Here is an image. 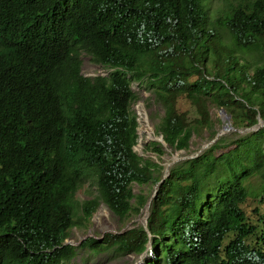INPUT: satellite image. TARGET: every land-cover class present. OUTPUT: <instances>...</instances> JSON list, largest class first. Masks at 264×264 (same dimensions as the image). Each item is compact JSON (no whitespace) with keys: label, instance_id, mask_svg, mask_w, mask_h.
Wrapping results in <instances>:
<instances>
[{"label":"trees","instance_id":"16d2710c","mask_svg":"<svg viewBox=\"0 0 264 264\" xmlns=\"http://www.w3.org/2000/svg\"><path fill=\"white\" fill-rule=\"evenodd\" d=\"M82 50L108 74H83ZM133 79L163 106L155 132L166 146L187 148L204 126L215 136L208 103L235 127L257 123L264 0L213 17L206 0H0V264H62L75 254L63 243L71 227L100 201L121 218L138 213L150 195L132 183L149 181L159 182L146 225L81 245L139 254L149 242L155 264H264V126L220 134L163 177L161 163L134 149ZM164 147L146 144L158 156ZM89 177L98 193L79 200ZM250 196L263 204L254 219L242 206Z\"/></svg>","mask_w":264,"mask_h":264},{"label":"rangeland","instance_id":"374dc122","mask_svg":"<svg viewBox=\"0 0 264 264\" xmlns=\"http://www.w3.org/2000/svg\"><path fill=\"white\" fill-rule=\"evenodd\" d=\"M236 1L237 0H206V4L210 10V16L213 17L217 12L219 13L220 9H224L228 4ZM80 57L82 60L81 72L85 75H106L111 70V68L106 65L96 63L91 58V55L84 50L81 51ZM131 87L138 95V97L132 102L131 108L137 114L138 130L140 131L139 139L137 144H135L134 149L144 157L150 156L153 160L161 163L163 165V176L167 165L169 167L171 164L184 158L195 156L210 144L213 136L211 134L212 130L204 126L198 131L192 132L187 148L176 149L166 146L165 144V151L159 156L152 150L146 149V144L149 140L159 138V134H156L155 132V124L158 123L160 117L163 115V106L156 98L152 91V87L145 81L140 82L133 79ZM177 107L180 111H186L189 119L196 115L193 105L184 95L178 97ZM208 108L211 118L213 119L212 129H214V131H219L225 122L234 126L230 117L228 119H222L220 108L216 107V105L208 103ZM248 127L249 126L236 127L243 131L229 129L222 134L231 135L233 132L237 131L239 134H243L251 130ZM158 182L154 183L153 181H149L148 183L143 184L133 182L132 188L134 192L141 191L143 194H149L151 196ZM256 182L257 178L253 177L251 183L256 184ZM255 186L256 185L250 186V190L254 189ZM97 193V186L93 179L89 177L84 179L81 186L76 190L75 195L79 200H83L94 197ZM242 206L250 216V219L255 218L256 206L260 211H262L263 208V204L259 202L258 196L257 199L253 198V196L247 197ZM143 209L141 207L138 213H131L128 217L121 218L116 215L106 203L100 201L89 220L70 228L65 240L67 239L70 244L75 246V254L62 264H144L146 260H152V264H155L154 257L156 255L150 249L149 244L144 252L139 254L122 251L116 246H111L103 250H94L89 245H81V242L89 236L103 239L104 234L107 232L117 233L137 224H145V219L141 216ZM147 214L148 211L146 212L145 217H147Z\"/></svg>","mask_w":264,"mask_h":264},{"label":"water","instance_id":"95a60500","mask_svg":"<svg viewBox=\"0 0 264 264\" xmlns=\"http://www.w3.org/2000/svg\"><path fill=\"white\" fill-rule=\"evenodd\" d=\"M220 112H221V115H222V116H221L222 119H224V118H227V119H228V118H229V114H227L223 108L220 109ZM261 126H264V118H262V117L258 114V121H257V123H255V124H253V125H249L248 128H250L251 130H256V129H258V128L261 127ZM229 129H234V130H236L237 128L234 127V126H231V125H229L227 122H225V123L222 125V127L220 128V130L217 131V132L215 133V136L212 138V140L210 141V143L213 142V141H215V140L218 138V136H219L220 134L224 133L225 131H228ZM237 130H238V131H243V130H241V129H237ZM138 134L140 135V131H139V130H138ZM158 140H160L163 144H166L165 141H164V139H163L162 134H159V138H158ZM191 157H192V156H191ZM167 174H168V165H167L166 168H165V174H164L163 177H165ZM160 181H161V180H160ZM156 190H157V185H156V187L154 188L152 195L149 197V199L147 200V202L145 203V205L142 207V209L146 207V208H147V211H148V207H149L150 201H151L152 197L155 195ZM144 219H145V224H144V225H146V219H147V217H144ZM120 232H121V231H120ZM63 243H70V242H69L67 239H66V240L64 239ZM148 244L150 245L149 242H148Z\"/></svg>","mask_w":264,"mask_h":264},{"label":"bare ground","instance_id":"6f19581e","mask_svg":"<svg viewBox=\"0 0 264 264\" xmlns=\"http://www.w3.org/2000/svg\"><path fill=\"white\" fill-rule=\"evenodd\" d=\"M173 162V161H172ZM167 165V164H166ZM146 212H147V208L145 207L144 209H143V212H142V214H141V216L144 218L145 216H146ZM104 222V221H103ZM105 225V224H104ZM103 226V225H102Z\"/></svg>","mask_w":264,"mask_h":264}]
</instances>
